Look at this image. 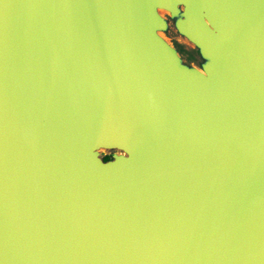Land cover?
Listing matches in <instances>:
<instances>
[{
  "label": "water",
  "instance_id": "1",
  "mask_svg": "<svg viewBox=\"0 0 264 264\" xmlns=\"http://www.w3.org/2000/svg\"><path fill=\"white\" fill-rule=\"evenodd\" d=\"M0 264H264V0H0Z\"/></svg>",
  "mask_w": 264,
  "mask_h": 264
},
{
  "label": "snow or ice",
  "instance_id": "2",
  "mask_svg": "<svg viewBox=\"0 0 264 264\" xmlns=\"http://www.w3.org/2000/svg\"><path fill=\"white\" fill-rule=\"evenodd\" d=\"M200 6H202V5H196V4L193 5V7H200Z\"/></svg>",
  "mask_w": 264,
  "mask_h": 264
}]
</instances>
